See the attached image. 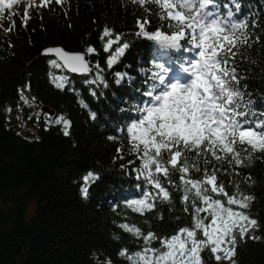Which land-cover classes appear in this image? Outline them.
Listing matches in <instances>:
<instances>
[{
	"label": "trees",
	"instance_id": "1",
	"mask_svg": "<svg viewBox=\"0 0 264 264\" xmlns=\"http://www.w3.org/2000/svg\"><path fill=\"white\" fill-rule=\"evenodd\" d=\"M229 8L235 20L246 21L250 37L247 45L238 46L234 61L239 88L251 110L264 113V0H218L219 12L226 15ZM24 10L23 2L6 10L16 25L11 32L0 30V264H133L120 255L122 250L134 254L146 246L160 248L159 239L146 245L143 235L168 238L180 228H192L194 193H188L185 202L184 174L169 168L167 176L153 173L169 193L167 200L156 197L143 160L131 151L128 134L121 129L137 118L135 109L152 86L155 66L163 65L170 69L168 77L183 82L187 74L182 69L194 61L195 53L186 50L185 41L184 48H164L137 35L139 21L148 22L145 30L150 34L175 31L150 0L143 5L132 0H64L31 8L26 27L20 22ZM8 27L7 20H0V29ZM105 29L112 35L104 37ZM116 36L129 47L109 67L114 52L105 46ZM56 45L67 51L95 49L88 53L90 71L71 73L56 57L43 54L44 48ZM52 60L62 66H53ZM57 82L64 87L57 88ZM26 84L28 103L18 91ZM60 116L71 121L67 136L62 125L48 124L49 118ZM245 147L237 145L242 165L197 156L195 151L186 152L181 163L186 159L201 169L190 168L186 179L203 180L204 170L211 174L215 168L217 185L229 196L239 189L253 197L244 211L257 220L250 235L258 238L238 237L235 261L264 264V152H254L249 159ZM89 172L98 179L89 181L84 198L83 177ZM149 192L156 197L155 206L135 210L139 206L131 202ZM122 224L138 228L142 235ZM201 255L204 264H217L207 250Z\"/></svg>",
	"mask_w": 264,
	"mask_h": 264
},
{
	"label": "snow or ice",
	"instance_id": "2",
	"mask_svg": "<svg viewBox=\"0 0 264 264\" xmlns=\"http://www.w3.org/2000/svg\"><path fill=\"white\" fill-rule=\"evenodd\" d=\"M21 2L25 4V10L20 22L26 27L31 8L63 4L64 0H0V20H7L9 24L7 29L0 30H13L16 21L10 13L7 16L5 13ZM132 2L143 5L147 0ZM150 2L159 7L163 13L161 19L167 20L175 31L165 34L157 30L150 34L145 30L148 22L139 21L140 31L137 35L148 37L164 48L181 49L184 48L181 41H185L189 45L186 50L194 52L196 58L182 69L187 74L183 82L168 77L170 69L156 65L157 71L152 73V86L142 94L145 99L135 109L137 118L121 131L127 132L131 151L139 154L143 160L144 173L148 183L157 190L156 197L167 200L169 193L154 178L153 173L167 176L171 168L184 174L180 177L185 185L183 200L189 202L188 193H194L191 200L193 224L192 228H180L168 238H158L149 232L142 236L145 244L149 245L152 240L159 239V249L146 246L134 254L124 249L120 255L133 264H204L201 254L207 250L217 264L225 261L227 264H236L237 238H258L250 235L258 226L257 220L244 211L253 197L240 193L239 189L236 194L229 196L223 185H217L215 168L211 174L205 169L203 180L186 179L190 168L195 171L201 169L195 164L189 165L186 159L181 163V159L186 152L195 151L197 156L210 155L215 160L242 165L245 161L241 152L237 151V145H246L243 151L249 159L254 152H264V113H254L250 108L251 102L245 101L234 66L238 46L249 43L248 24L246 21L235 20V12L231 8L226 11V15L219 12L218 0ZM234 7L235 11H239V5ZM111 35L109 29L104 30V37ZM120 40V36L107 40L106 50L114 52L108 59L109 67L129 47L127 43L120 44ZM114 43L119 45L115 49L112 48ZM93 52L95 49L91 47L86 50V53ZM46 53L55 54L63 66L73 72L90 71L85 53L70 54L61 48H49ZM50 63L55 67L62 66L57 60ZM116 75L124 79V74ZM56 87L63 88L64 83L57 82ZM29 88L30 85L26 84L24 89L18 90L25 103L28 100L23 92ZM83 106L87 108L86 104ZM7 111L11 112L12 109ZM95 117L96 114L91 113V118ZM48 124L62 125L63 134L69 135L71 121L63 116L54 120L49 118ZM165 154L166 163L163 162ZM204 163L208 164L209 161L205 159ZM96 179L98 176L92 172L83 177L81 194L84 198L88 196L89 181ZM212 194L226 199L214 198ZM156 197L149 192L143 199L131 203L139 206L135 209L137 211L150 210L155 206ZM233 206H236L235 209ZM201 213L205 215L201 216ZM205 220L208 222L205 223ZM120 227L134 232L138 237L142 235L138 228L123 224ZM198 232L201 238H197ZM103 264H111V261L105 260Z\"/></svg>",
	"mask_w": 264,
	"mask_h": 264
},
{
	"label": "water",
	"instance_id": "3",
	"mask_svg": "<svg viewBox=\"0 0 264 264\" xmlns=\"http://www.w3.org/2000/svg\"><path fill=\"white\" fill-rule=\"evenodd\" d=\"M49 48H61V49H63V47L62 46H60V45H56V46H48V47H46V48H44L43 49V54H48V53H46V50L47 49H49ZM65 52H67V53H70V54H78V53H85V61L87 62V64H88V66H89V69H91V67H92V64L90 63V61H89V54L88 53H86V51H67V50H65V49H63ZM48 55H51V56H54V57H56L58 60H59V58L55 55V54H48ZM60 61V60H59ZM61 63H62V65H63V62L62 61H60ZM65 67V69L66 70H68L69 72H71V73H75V74H83V73H87V72H83V71H80V72H73V71H71V69L69 68V67H67V66H64Z\"/></svg>",
	"mask_w": 264,
	"mask_h": 264
},
{
	"label": "rangeland",
	"instance_id": "4",
	"mask_svg": "<svg viewBox=\"0 0 264 264\" xmlns=\"http://www.w3.org/2000/svg\"><path fill=\"white\" fill-rule=\"evenodd\" d=\"M74 54V53H73Z\"/></svg>",
	"mask_w": 264,
	"mask_h": 264
}]
</instances>
